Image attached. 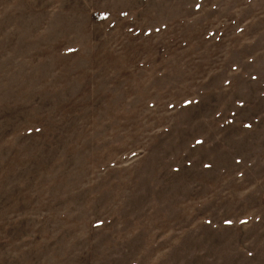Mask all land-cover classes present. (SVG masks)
Here are the masks:
<instances>
[{
    "label": "rangeland",
    "instance_id": "obj_1",
    "mask_svg": "<svg viewBox=\"0 0 264 264\" xmlns=\"http://www.w3.org/2000/svg\"><path fill=\"white\" fill-rule=\"evenodd\" d=\"M0 264H264V0H0Z\"/></svg>",
    "mask_w": 264,
    "mask_h": 264
}]
</instances>
